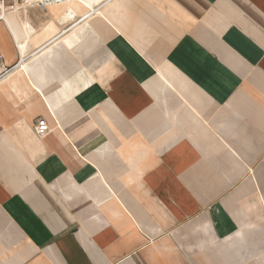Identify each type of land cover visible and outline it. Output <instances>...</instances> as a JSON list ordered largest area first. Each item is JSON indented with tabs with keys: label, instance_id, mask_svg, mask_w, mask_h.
<instances>
[{
	"label": "crops",
	"instance_id": "obj_1",
	"mask_svg": "<svg viewBox=\"0 0 264 264\" xmlns=\"http://www.w3.org/2000/svg\"><path fill=\"white\" fill-rule=\"evenodd\" d=\"M92 6L0 24L83 28L0 80V264H264V0Z\"/></svg>",
	"mask_w": 264,
	"mask_h": 264
},
{
	"label": "bare ground",
	"instance_id": "obj_2",
	"mask_svg": "<svg viewBox=\"0 0 264 264\" xmlns=\"http://www.w3.org/2000/svg\"><path fill=\"white\" fill-rule=\"evenodd\" d=\"M58 1H59L58 3L47 7V12L53 18L62 19L64 21L71 20V19H74V17L77 16L79 13H81L85 8L90 9V13H92L93 15H98V11H95L96 9L93 8L92 4L94 3L98 4L100 0H89V1L87 0H58ZM18 15L19 13L11 14L6 18V22L10 25L13 32H15L14 28L18 25V22H19ZM88 15L89 13H87L85 16H82L81 19H83L84 17H87ZM96 18L97 17L95 16H90V17H87L86 20L90 19V21H93ZM24 28H25V31H24L25 34L21 42H19V38L15 34L17 44L20 49V54L22 56L20 66H19V68L22 71H26L27 69L50 67L51 62H52L51 57L53 55L52 52L54 51V49L60 51L61 49H65L67 45H74V47L77 48L80 45V41L78 38L79 36L82 35V31H83V28L75 29V31L71 34L72 44L67 42V40H63V41H60L58 44L55 43L56 44L55 45L51 43L53 39L52 40L49 39L45 44H43V46H41L40 41L47 39V37H49L52 33L50 18L45 28L42 29L41 35L36 34L34 29H32L27 23H25ZM38 43L40 44L41 47L36 48V46L38 47ZM53 45L55 46L53 47Z\"/></svg>",
	"mask_w": 264,
	"mask_h": 264
},
{
	"label": "built area",
	"instance_id": "obj_3",
	"mask_svg": "<svg viewBox=\"0 0 264 264\" xmlns=\"http://www.w3.org/2000/svg\"><path fill=\"white\" fill-rule=\"evenodd\" d=\"M58 2V0H0V24L5 23L6 18L11 14L24 12L26 9L33 8L38 9L40 12H45L48 6ZM20 62L21 60L9 69H4L3 64L0 62L1 68L4 69V72L0 74V80L6 77V75H8V73L12 70L18 68ZM33 129L37 136H43L50 131L47 122L42 118L35 121Z\"/></svg>",
	"mask_w": 264,
	"mask_h": 264
}]
</instances>
